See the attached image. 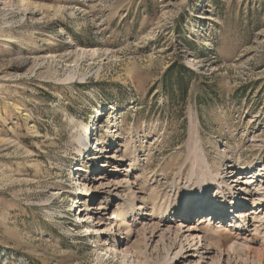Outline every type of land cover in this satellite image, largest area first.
<instances>
[{
  "label": "rangeland",
  "instance_id": "rangeland-1",
  "mask_svg": "<svg viewBox=\"0 0 264 264\" xmlns=\"http://www.w3.org/2000/svg\"><path fill=\"white\" fill-rule=\"evenodd\" d=\"M231 245H264V0H0V264L254 259Z\"/></svg>",
  "mask_w": 264,
  "mask_h": 264
},
{
  "label": "bare ground",
  "instance_id": "bare-ground-1",
  "mask_svg": "<svg viewBox=\"0 0 264 264\" xmlns=\"http://www.w3.org/2000/svg\"><path fill=\"white\" fill-rule=\"evenodd\" d=\"M108 110V109H107ZM109 111V110H108ZM108 113V112H107ZM104 113L103 112H101V114H100V116H102ZM104 116V115H103ZM99 118V117H98ZM104 117H102L101 119H103ZM96 130H97V134H95V132H96ZM99 128H98V126H96V125H94V127H92L91 128V134L89 135L91 138H90V140H92L93 141V139H95V137L96 136H98V134H99ZM87 133H88V131H87ZM97 143H101V142H97ZM94 144H96V142L94 143ZM98 145H100V144H98ZM99 146H97L96 147V149H94V151H97L99 148H98ZM101 149V148H100ZM100 149L98 150L99 152H100ZM114 150H115V148H114ZM98 154V153H97ZM96 154V155H97ZM93 154L92 153H90V155H89V157L90 156H92ZM93 156H95V155H93ZM110 158V157H109ZM112 158H115V157H112ZM120 161V160H119ZM82 166H78L76 169H75V171H76V173H77V176H79V178L81 177V174L80 173H82V172H84V169L83 168H81ZM79 173V174H78ZM259 176V175H258ZM75 177H76V174H75ZM224 179L226 178V176H224L223 177ZM225 181V180H224ZM212 182H210V181H207V187L205 188V189H207V194H209V190H212L213 189V186H215L214 184H211ZM129 184V183H128ZM208 188H209V190H208ZM199 189V187L198 188H195V187H193V191L192 192H196L197 190ZM86 188L85 189H83V190H79L78 192L79 193H82V194H86ZM205 192V191H204ZM225 193V192H224ZM223 193V194H224ZM87 196V195H86ZM196 196V195H195ZM225 195H221V199H222V197H224ZM201 197V196H200ZM192 198V197H191ZM195 198V197H194ZM192 200H193V198H192ZM195 200V199H194ZM203 200V199H202ZM190 201V200H189ZM207 201V200H206ZM225 201H227V200H225ZM204 202V201H203ZM81 204H84L83 202L81 203ZM214 204V203H213ZM218 204V203H217ZM191 205V204H190ZM213 206V205H212ZM79 207V209L81 210V215H80V217H82V218H79V220L78 221H86V222H89L90 221V219H93L94 221L93 222H96V226L99 228V227H101V226H104L105 225V223H104V220H103V217H98L97 215H91L90 213L92 212V211H95V210H97V209H95L94 207H90V208H86V209H84V208H81V206H78ZM197 208V210L199 209V210H202L203 208H204V206H203V204L201 205V206H197L196 207ZM189 209H194V207H192V208H189ZM218 209H219V211H218ZM204 210H205V208H204ZM209 211H214L212 214H213V217L214 218H217V217H219V216H217V214H223V216L221 217V218H223L224 219V214H226V212L228 211V208H226V206H225V204L224 205H221L220 207H217V208H215V207H213V208H210L209 210H208V212ZM218 211V213L217 214H215L216 212ZM208 212H204V213H206V214H208ZM211 213V212H210ZM198 214V213H197ZM150 216H152V215H150ZM172 216H174V217H176V216H180V214L177 212V211H174L173 212V215ZM119 217V216H118ZM244 217H251L250 215H247L246 213H244ZM109 220V219H108ZM206 218H203V219H200L199 221L200 222H206ZM213 220V219H212ZM214 221V220H213ZM231 223V222H230ZM229 223V226L230 227H232V225ZM107 224V223H106ZM126 226V225H125ZM123 227V226H122ZM128 227V226H127ZM126 227V228H127ZM149 227H151V228H153L152 227V225L151 226H149ZM192 228V227H191ZM195 228V227H194ZM215 228H217V229H222V226L220 225V224H218V226L217 227H215ZM237 228V230H238V227H236ZM119 229V228H118ZM154 231H159V230H161V228H159L158 226H155L154 227V229H153ZM168 230H169V234H172V228L171 227H168ZM190 230V229H189ZM191 230H193V229H191ZM87 231H88V233H92V234H95L96 232H98V233H100V234H104V233H102V232H100V230H97L96 228H93V230H92V228H88L87 229ZM180 231V230H179ZM179 231H175V232H179ZM222 231H224L225 233L227 232V231H229L228 229H226V228H223L222 230H221V232ZM181 232V231H180ZM127 233V232H126ZM129 233V232H128ZM221 236V238H220V242H219V244L222 246V248L223 249H221V251L222 250H226V249H224V247L226 248V246H227V243H228V241L230 240V238H228L229 236H225V235H223V234H221L220 235ZM226 237V238H225ZM195 240V239H194ZM198 242V241H197ZM237 245H231V246H229L228 248H227V253H229V256L233 253V254H238L239 252H243V253H245V255H248L249 253H250V255H252L253 256V258L254 259H252V260H250V258L249 257H246V260L245 261H243V263H245L246 262V264H264V245H263V248H260V247H251V246H249V247H236ZM228 264H232V261H231V259H228Z\"/></svg>",
  "mask_w": 264,
  "mask_h": 264
},
{
  "label": "trees",
  "instance_id": "trees-1",
  "mask_svg": "<svg viewBox=\"0 0 264 264\" xmlns=\"http://www.w3.org/2000/svg\"><path fill=\"white\" fill-rule=\"evenodd\" d=\"M181 71L187 72V70H185L184 68H179V73H180ZM183 93L186 94V93L184 92V90H183ZM169 96H170V95H169Z\"/></svg>",
  "mask_w": 264,
  "mask_h": 264
}]
</instances>
